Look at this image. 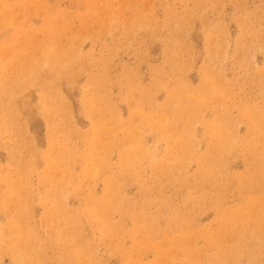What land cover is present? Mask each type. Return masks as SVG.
<instances>
[{
	"label": "rangeland",
	"instance_id": "obj_1",
	"mask_svg": "<svg viewBox=\"0 0 264 264\" xmlns=\"http://www.w3.org/2000/svg\"><path fill=\"white\" fill-rule=\"evenodd\" d=\"M149 1L37 0L30 5H21L17 3L19 0H9V10L12 13L19 16L17 10L21 11L23 19L22 23L21 21L18 23L19 28L20 25L22 26L19 31L28 29L37 38H41L46 19H51L61 24L59 25L60 37L64 39H61L64 45L67 39V44H73L71 41L77 42L82 39L81 42H77L80 45L77 44V64H75L79 66L76 70H63L61 74L54 73L50 71L42 58L41 61L44 63L38 67L35 79L23 86L24 88L15 95L18 107L15 116L22 130L20 133L23 140L22 154H11L12 143L8 142V135L0 129V175L4 174L5 170L14 169L21 161L27 162V171H25L27 184L25 187H27L23 194H26L29 208L25 209L24 213L29 225L28 230L34 232L42 241L44 240V243H41L43 249L41 260L44 264H60V252L65 247H72V244L82 246V264L100 262L103 264H154L171 261L170 264H179L178 260H174L178 253H186L190 257L196 254V259L203 256L199 252L211 256L216 249L208 244L203 234L215 231L218 223L225 217L224 214L239 206L241 198L249 199L248 193L240 195L236 182L231 179L233 175L247 174L251 167L248 165L250 156L243 151H238L234 156L226 158V164L222 169L228 175L227 179H230V182L222 190L221 203L214 205L211 200L204 201L195 207L191 218L180 220L182 215L174 217L172 208H168L164 202L169 201L173 206H180L186 199L188 185L192 183L184 184L170 180L160 186L157 184L154 172L144 161L136 170L139 171L138 179L116 180L123 200L117 204L119 210L111 213L110 221L112 224L122 221L117 231H114L119 242L111 238L114 237V233L106 235V231L93 227L83 216L80 221L81 228L78 227L76 231L73 229L68 241L65 242L64 238H60V242H55V239L59 238L52 235H58L59 230L54 231L51 228L55 221L45 220V213L50 204L43 198L44 187L40 180V175L46 168L42 155L47 154L53 158L57 154L55 150L49 149L48 130L50 121H53L54 117L50 120L44 116L41 110L44 99L52 101L55 93L63 102L65 109L61 113L65 114L64 118L55 117L58 128L65 124L73 127L75 132L85 134L90 129L91 120L82 109V95L83 93L88 95L93 90L87 84L92 78L101 81L96 92L98 97L108 104L109 109L104 111L105 116H109L108 112L113 109L120 123L130 121L134 115L132 104L121 99L120 80L128 83L124 79L125 76H128L129 82H133L134 85L145 87L152 99L151 109H155L163 105L169 90L178 84L179 71L186 78L188 93L191 96L194 95L192 90L199 85L204 69L208 68L211 77L214 80L221 79L223 88L227 89L232 97L229 102L216 99L210 101L208 109L202 114L204 120H212L224 112H227L228 117L233 121L239 117L234 122L228 121L227 128L233 131L235 139L243 140L247 135V124L242 119L244 116L241 111L247 106L258 110L264 106V0H242V11L236 9L227 0ZM79 15H82V18H78ZM171 19L175 21L174 24H170ZM141 20H144L147 25H142ZM239 22L242 23L239 24ZM17 25L8 24L0 29V65L2 67H7L13 61L7 60L8 48L13 47L14 42L10 41L18 37ZM129 27L133 32H124ZM206 30H209V35L215 38L217 48L225 51L223 57L220 53L215 56L209 55L208 46H206ZM176 35H179L178 40H174ZM251 39L254 40L252 48L242 51L249 65L241 67L239 65L241 61L235 57L234 52L240 44H247L251 42ZM177 55L180 57H176ZM177 59L178 62H176ZM96 60L104 65L103 68L97 67L99 65ZM174 60L181 70L173 69ZM2 67H0V78L3 76ZM228 103L231 104L229 107H227ZM132 121L136 124L139 119L135 117ZM193 128L198 139L196 151L204 153L207 144L204 138L202 139L204 127L197 123L193 125ZM53 136L62 137L58 133H54ZM153 138L154 136L150 133L144 135L145 143L154 147L155 155L160 157L163 144L152 146ZM67 145L74 148L73 153L77 156L86 151V146L81 141L68 139ZM105 162L109 167V175L101 172L96 177H88L81 182L77 177L81 175L85 167L77 163L69 165L72 177L68 178L65 175L67 190L62 193V210L66 212H61L60 217L74 214L81 206H91L89 199L102 200L104 180L118 175L121 171L118 151L109 150ZM62 169V167L58 168L59 171ZM196 170L197 163L194 160L186 162L185 173L178 180L189 179ZM54 171L57 176L56 170ZM223 181L219 178L217 183L220 184ZM77 185L79 189L75 194L71 189ZM205 187V192L212 195L213 185ZM0 189H5L4 182H0ZM258 189L259 195L264 196V182ZM156 197L161 199H155ZM115 204L116 201L113 205ZM123 213L127 216L144 215L146 219L155 220L157 232L149 236L146 248L140 250L142 254L137 253L142 239L140 237L135 241L128 233L133 232L134 222L122 216ZM146 219L143 220L148 222ZM6 221V214L0 211V223L4 224ZM186 225L190 228L186 229ZM184 234L188 239L189 248L183 252L176 246V239ZM253 236L254 234L248 231L241 234L245 245L242 250L243 255L236 264H264V232L257 238ZM115 243L123 247L124 250L121 249L123 252L112 248ZM245 248L249 254L244 252ZM130 250L136 251V259L127 253ZM87 254L91 255V258H88ZM2 257L1 264H10L7 256ZM89 259H91L90 263Z\"/></svg>",
	"mask_w": 264,
	"mask_h": 264
},
{
	"label": "bare ground",
	"instance_id": "obj_2",
	"mask_svg": "<svg viewBox=\"0 0 264 264\" xmlns=\"http://www.w3.org/2000/svg\"><path fill=\"white\" fill-rule=\"evenodd\" d=\"M33 1L37 0H19L17 3L30 5ZM191 1L198 2L200 0ZM227 1L236 9L242 11V0ZM9 6V0H0V29L8 24H15L16 26L20 21L22 23L21 11L17 10L19 16L15 15L9 10ZM34 10L36 11V7H34ZM244 16L242 18H245ZM78 18H82V15H79ZM170 22V24L175 23L173 19ZM242 22H239V24ZM140 23L147 25L144 20H141ZM59 25L61 24L55 20L46 19L43 30L41 29L42 36L37 38L28 29L19 31L22 26L20 25L19 28L18 24V37L16 36L10 41L14 42L13 47L8 48L9 56L7 60L13 61L7 67L0 65L3 70V76L0 78V129L8 135V142L12 143V155L22 154L21 142H23L20 136L22 130L15 116L18 108L15 100L17 92L35 79V74L41 63L45 62L50 71L60 74L63 70H76L79 66L76 65L77 44L82 39L81 41L78 40V43L71 41L74 45L67 44V39L66 45H64V42L61 41ZM87 29L91 30L90 28ZM126 29L128 30H124V32H133L130 27ZM209 33V30H206V46H208L209 55L215 56L220 53L223 57L225 51L217 48L215 38ZM175 39L178 40L179 35L174 36ZM252 45H254V40L251 39V42L247 44H240L234 52L235 57L241 61H239L241 67L249 65V61L245 60L242 51L252 48ZM176 57H180V55ZM42 58H44V62L41 61ZM178 61L177 59L176 62ZM176 62L174 60L172 67L175 71H179L181 69ZM96 63L99 65L97 67L103 68L104 65L101 62ZM209 71L208 68L204 69L199 85L194 88L195 90H192L194 95L191 96L188 93L186 78L179 71L178 84L169 90L163 105L155 109H151L152 99L145 87L134 85L133 82H129L128 76H125L124 79L128 83H125V80L123 82L120 80L121 99L132 104L134 115L130 121L120 123L113 109L108 112L109 116H105L104 111L109 109L108 104L104 102V99L98 97L96 92V88L101 81L92 78L87 84L93 90L88 95L87 93L82 95V109L85 110L91 120L90 129L85 134L77 133L73 127L65 124L58 128L55 117L64 118L65 114L61 113L65 109L63 102L55 93L52 101L44 99L41 106L44 116L50 120L51 117H54V120L50 121L48 130L49 149L55 150L57 154L53 158L47 154L42 155L46 162V168L43 174L40 175V180H42L41 185L44 187L43 198L50 204L45 213V220L55 221L51 228L54 231L59 230L58 235H52L59 238L55 239L56 243L61 241L60 238H64L65 242L68 241L71 231L73 229L76 231L78 227L81 228L82 216L88 219L93 227H99L104 232L106 231V235L114 233V237L111 238L117 239L115 242H119L114 231H117L122 221L118 224H112L110 221L111 213L119 210L117 204H120L123 200L120 196V188L116 185V180L138 179L139 171L136 170L144 161L154 172V177L160 186L165 185L170 180L184 184L187 182L192 183V185H188L186 199L180 206H173L169 201L164 202L168 208H172L174 217L182 215L180 220L183 218L187 220L186 218H191L193 210L200 203L210 200L214 205L221 203L223 199L222 190L230 182V179H227L228 175L222 171L226 164L225 160L228 156H234L236 152L243 151L250 156L248 165L251 167H249L247 174L242 176L233 175L231 179L236 182L240 195L248 193L249 199L241 198L239 206L224 214L225 217L222 218L221 222L219 221L220 223H218L215 231L203 234L208 244L213 246L216 251L211 256L199 252L203 255L199 259H196V254L190 257L186 253H178L174 258V260H178L179 264H236L237 260L243 255L242 250L245 245L241 234L248 231L254 234L253 237L257 238L258 235L264 232V196L259 195L258 189L259 185L264 182V106L262 105L263 107L259 110L247 106L241 111L242 116H244L242 119L247 124V135L243 140L235 139L233 131L227 128L228 121H233L228 117L227 112L215 116L212 120H204L202 114L204 110L208 109L210 101L216 99L229 102L232 97L231 93L223 88L221 79L214 80ZM230 105L228 103L227 107ZM135 117L139 119L136 124L132 121ZM197 123L202 124L204 127L202 139L204 138L205 143H207L204 153L196 151L198 139L194 134L193 125ZM54 133H58L62 137L55 138ZM145 133L154 136L152 146L159 143L163 144L160 157L155 155L156 150L154 147L145 143ZM68 139L81 141L85 144L86 151L78 156L75 155L73 153L74 148L67 145ZM28 144L31 143L28 142ZM111 149H116L119 153L121 171L118 175L104 180L102 200L89 199L92 203L89 202L91 206H81L74 214H66L60 217L61 212H66V210L65 212L62 210V193L67 190L65 175L68 178L72 177L69 165L77 163L85 167L81 175L77 177L80 182L88 177L94 178L101 172L109 175V167L105 162V158ZM31 156L33 155L31 154ZM191 160L197 163L196 172L189 179L182 178V181L178 180L185 173V163ZM60 167L63 168L61 171L58 170ZM26 168L27 162L21 161L14 169L5 170L4 174L0 175V179L2 178L0 182L5 183V189H0V211H3L7 216L6 223H0V258L7 256L10 264H44V261L41 260L43 255L41 243L43 244L44 240L42 241L34 232L28 230L29 225L26 222V214L24 213V210L29 208V203L26 202V194H23L24 191L26 192L27 187H25L27 185L25 183ZM54 170H56L57 176ZM219 178L224 180L220 184L217 183ZM208 185H213L212 195L205 192V186ZM78 189L77 185L71 191L76 194ZM159 198L156 197L155 199ZM115 201L116 206L113 205ZM122 216L130 218L134 222L133 232L128 233L132 235L135 241L141 237L142 242L139 244L137 253L142 254L140 250L146 248L149 236L157 232L155 220L146 219L144 215L127 216L126 213H123ZM143 219L148 220V222ZM138 224L139 227H137ZM185 228L189 229L190 226L186 225ZM187 234L190 235V233ZM48 239L52 240L49 237ZM176 240V246L183 252L189 248L185 234L178 236ZM71 246L63 248L60 252V264H82V246L73 244ZM112 248L123 252L121 250L123 247H120L117 243ZM244 252L249 254L246 248ZM127 253L131 254L134 259L137 258L135 250L127 251ZM87 255L88 258H91V255ZM90 262L91 259H89ZM161 263L156 262L154 264ZM170 263L164 262L162 264Z\"/></svg>",
	"mask_w": 264,
	"mask_h": 264
}]
</instances>
